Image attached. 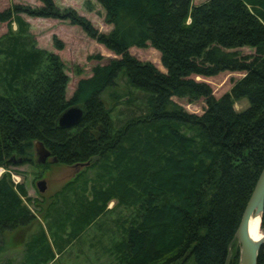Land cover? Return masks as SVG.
I'll list each match as a JSON object with an SVG mask.
<instances>
[{"label":"trees","instance_id":"trees-1","mask_svg":"<svg viewBox=\"0 0 264 264\" xmlns=\"http://www.w3.org/2000/svg\"><path fill=\"white\" fill-rule=\"evenodd\" d=\"M38 1L0 10L7 25L0 37V166L12 152L29 162L34 140L57 163L98 166L87 216L104 211L112 198L139 205V218L124 228L129 264H181L189 256L193 264H224L228 250L225 264H237L232 235L264 164V0H95L110 25L106 32L71 8ZM20 14L67 20L118 57L92 66L65 99L62 63L34 46ZM131 46L156 50L164 71L128 53ZM224 71L242 75L219 97L195 78ZM119 78L142 92L145 104L114 126L103 95L120 98L114 91ZM172 97L201 98L202 112H187ZM241 99L247 105L235 110ZM72 105L83 108L81 120L57 127V116ZM139 146L146 152L140 158ZM22 198L23 189L2 174L0 250L5 232L34 219ZM259 226L264 230V203ZM256 264H264V243Z\"/></svg>","mask_w":264,"mask_h":264},{"label":"rangeland","instance_id":"rangeland-1","mask_svg":"<svg viewBox=\"0 0 264 264\" xmlns=\"http://www.w3.org/2000/svg\"><path fill=\"white\" fill-rule=\"evenodd\" d=\"M52 1L58 8H71L77 15L88 20L97 31L106 32L110 28V25L103 22V10L95 0ZM203 1L205 0H190V5ZM12 3L40 5L38 0H0V10ZM19 17L26 23L34 46L46 53L57 55L62 63L63 73L67 77L65 99L71 96L80 78L90 76L92 66L104 64L109 59L118 57L89 37L81 27L70 24L67 20L30 17L24 14H20ZM10 29L11 32L16 30L13 21L10 23ZM6 32L7 25L0 23V37ZM53 39L60 42L61 48L54 46ZM240 51L246 53L252 52V49L241 47ZM128 53L164 71L158 53L153 48L131 46ZM46 64V61L42 63L38 70L39 74L44 71ZM241 75L242 72L224 71L211 77L195 78L205 81L210 86L212 95L219 97L227 92L233 81ZM114 91L120 95L115 102L107 97L106 92L103 99L104 107L112 109L109 119L116 126L126 119L129 110H139L145 104V100L142 92L128 88L122 78L117 80ZM123 94L128 95L129 99ZM172 100L191 113L200 114L204 107L201 98L190 102L185 98L172 97ZM246 105L245 99L233 103L235 110H241ZM135 153L140 158L142 153L146 152L139 146ZM11 156L14 159L21 157L15 152H12ZM34 159L32 147L29 162L9 161V164L0 166V176L7 174L15 189L17 186L23 189L25 194V198H22L23 203L34 216L27 225L4 233L0 264H35L45 255L47 260L41 264H129V259L125 258L122 241L124 228L132 219L139 218L138 202L123 205L112 198L106 202L104 211L93 218L90 214L87 216V209L84 208L89 207L90 187L97 184L94 178L101 172L99 167L65 165L50 162L49 158L44 164L39 165ZM79 173L82 174L77 177ZM40 179L45 183L43 192H39L35 186V182ZM74 179L77 180L68 185ZM81 195L86 198H81ZM260 231L263 234L264 230L260 228ZM26 245H30L28 253ZM234 248L238 255L239 246L235 241ZM181 264H193L192 257H187Z\"/></svg>","mask_w":264,"mask_h":264},{"label":"water","instance_id":"water-1","mask_svg":"<svg viewBox=\"0 0 264 264\" xmlns=\"http://www.w3.org/2000/svg\"><path fill=\"white\" fill-rule=\"evenodd\" d=\"M84 110L81 106L72 105L64 109L56 118L55 124L60 128H71L75 126L82 118ZM34 152V162L36 164H43L48 158L50 162H56L54 157L50 156L49 151L44 147L42 142L34 140L32 143ZM13 157V156H10ZM17 162H21L22 158L16 159ZM85 163H76L73 165H86ZM35 186L39 192H43L45 189V183L43 179L37 180ZM264 203V164L255 180L253 188L249 194L248 199L240 214V218L232 235V241H235L238 246V258L237 264H256V256L261 244L264 243V239L259 240L256 244L249 241L247 237V224L252 215L257 214L259 216L263 209ZM264 235V232H263ZM229 257V250L227 251L224 264Z\"/></svg>","mask_w":264,"mask_h":264},{"label":"bare ground","instance_id":"bare-ground-1","mask_svg":"<svg viewBox=\"0 0 264 264\" xmlns=\"http://www.w3.org/2000/svg\"><path fill=\"white\" fill-rule=\"evenodd\" d=\"M247 237L253 244H256L259 240L264 239V235L260 231L259 216L257 214L252 215L248 220Z\"/></svg>","mask_w":264,"mask_h":264},{"label":"flooded vegetation","instance_id":"flooded-vegetation-1","mask_svg":"<svg viewBox=\"0 0 264 264\" xmlns=\"http://www.w3.org/2000/svg\"><path fill=\"white\" fill-rule=\"evenodd\" d=\"M19 158V157H18ZM17 159V158H16ZM16 159H14V157H10L9 158V160L11 161V162H15L16 161ZM17 162V161H16Z\"/></svg>","mask_w":264,"mask_h":264}]
</instances>
